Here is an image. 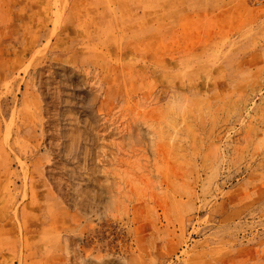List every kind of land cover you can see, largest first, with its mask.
I'll list each match as a JSON object with an SVG mask.
<instances>
[{
  "label": "rangeland",
  "instance_id": "obj_1",
  "mask_svg": "<svg viewBox=\"0 0 264 264\" xmlns=\"http://www.w3.org/2000/svg\"><path fill=\"white\" fill-rule=\"evenodd\" d=\"M0 264H264V0H0Z\"/></svg>",
  "mask_w": 264,
  "mask_h": 264
}]
</instances>
